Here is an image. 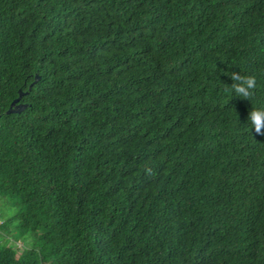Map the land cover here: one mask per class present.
Instances as JSON below:
<instances>
[{"label": "trees", "instance_id": "obj_1", "mask_svg": "<svg viewBox=\"0 0 264 264\" xmlns=\"http://www.w3.org/2000/svg\"><path fill=\"white\" fill-rule=\"evenodd\" d=\"M254 108L264 0H0V264H264Z\"/></svg>", "mask_w": 264, "mask_h": 264}, {"label": "clouds", "instance_id": "obj_2", "mask_svg": "<svg viewBox=\"0 0 264 264\" xmlns=\"http://www.w3.org/2000/svg\"><path fill=\"white\" fill-rule=\"evenodd\" d=\"M226 76L232 81L231 85L225 84V90L233 93L237 98L249 101L256 89L254 76L241 75L238 71H229ZM252 133L256 137H264V108H254L247 116Z\"/></svg>", "mask_w": 264, "mask_h": 264}, {"label": "rangeland", "instance_id": "obj_3", "mask_svg": "<svg viewBox=\"0 0 264 264\" xmlns=\"http://www.w3.org/2000/svg\"><path fill=\"white\" fill-rule=\"evenodd\" d=\"M16 212H17L16 206L0 201V222L3 220V218L5 219ZM15 236H16L15 232L6 236L4 232L0 231V244L2 245L8 242L7 244L16 250L17 255L21 253L22 249H29L34 242L33 239L27 238L22 240V239H16Z\"/></svg>", "mask_w": 264, "mask_h": 264}, {"label": "water", "instance_id": "obj_4", "mask_svg": "<svg viewBox=\"0 0 264 264\" xmlns=\"http://www.w3.org/2000/svg\"><path fill=\"white\" fill-rule=\"evenodd\" d=\"M16 102V101H15ZM15 102L11 103L10 106H9V109L7 111V113H11V112H19L20 109H21V106L18 105L16 107H13V105L15 104Z\"/></svg>", "mask_w": 264, "mask_h": 264}]
</instances>
